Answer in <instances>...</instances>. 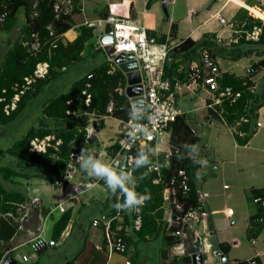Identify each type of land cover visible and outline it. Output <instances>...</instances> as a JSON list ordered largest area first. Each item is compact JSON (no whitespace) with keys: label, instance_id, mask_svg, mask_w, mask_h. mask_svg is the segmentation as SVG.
I'll return each instance as SVG.
<instances>
[{"label":"crops","instance_id":"0c3cea01","mask_svg":"<svg viewBox=\"0 0 264 264\" xmlns=\"http://www.w3.org/2000/svg\"><path fill=\"white\" fill-rule=\"evenodd\" d=\"M31 1L34 8L38 0ZM70 1L69 7L62 5V9L56 11L54 8L55 0H53V8L56 12H69L71 16L72 25L59 36L63 42L73 40L78 35V27L86 26L84 20L104 18L108 14L110 7H114L115 11L120 14L129 13L139 23L144 24L148 34L154 36L157 42L168 46L164 64L167 63L171 68L175 67L178 72L183 71L186 74L188 67L193 62L201 65L199 52L201 48L208 46L220 72L228 71L240 76L249 75L247 68L262 57L254 51L246 52L250 45L238 43L237 38L241 31L240 26L243 25L248 16H253L252 12L264 20V0H152L150 4H147L148 0ZM34 11H31L32 15L35 13ZM217 12L225 18L228 24L219 20ZM13 17L15 20L10 27L7 28L5 24L0 25V29H4L3 35H0V64L5 51L17 37L20 29L25 27L27 17L24 7H18L13 13ZM106 24H98L96 27L89 26L92 30V36L93 30L96 29L98 31L97 38L92 40L91 36L86 41L88 47L80 52L81 58L71 63L75 69L79 70V76L90 73L100 63L108 61L106 51L103 46L98 44V41L102 39L101 37L106 31ZM172 25H174L173 31ZM186 37L192 38L197 44L188 50H175L174 46ZM99 49L104 51L105 56L102 61H98L95 58V52ZM69 65L62 67L58 74L60 76L65 75L61 79L66 78V82H68V84L64 85L65 89L62 91L69 89L72 84V80L66 77ZM116 68L120 69L124 75V82L118 88V91L123 92L127 99L130 100L128 91L135 90L134 81H131L135 79L133 72H127L117 66L110 67L108 71L112 72ZM258 70H261V72ZM250 77L253 81L251 90L255 93L250 100L256 103L260 100L258 92L264 84V65L258 66ZM171 78L178 80L179 83L178 87H173L176 105L180 95H188L190 98L195 96L194 103H198L195 105V109H207L205 117L208 128L200 129V127L196 128L195 125L191 127L197 135L199 130H201L203 146L210 150L212 155L211 162H213L210 167L214 168L212 169V176L220 174L222 179L228 178L231 184L229 186L227 182H223L225 189L230 188L225 191L224 197L229 201L231 200V204L224 203L222 206L213 203L211 198H207L210 194L208 187L212 186V176L205 177L199 187L197 186L204 194L203 211L206 219L205 225L209 231L208 236L205 238L207 244L205 254L208 262L214 264L217 259L212 250L215 247L220 249L217 243L223 242L228 244L226 252L223 251L227 259L233 261L255 257L259 264H264V222L253 234H247L252 224L250 216L258 214L259 209L258 203L250 197V188L264 187V99L261 100L260 105L255 109L252 110L251 106L249 114L252 115V132L244 143H240L234 136L235 124H228L223 113L222 118L219 115L215 117L210 113L215 111L206 106V101H208L211 92L205 86L192 81L188 78V75H186L185 79L175 75L171 76ZM56 79L58 78L34 90L30 97L27 98L26 104L32 103L34 99H39L43 93L50 89ZM56 94L52 95V97ZM50 98L48 97L40 102L41 115L32 123L33 125L40 127L54 124L42 111L43 104ZM112 105V100H109L106 110L108 111L110 106L112 108ZM177 107L182 115L187 111H183L178 105ZM76 111L78 112V123L83 126L84 130L91 126L94 128V133L86 143L88 152L91 154L95 152V156H100L103 159L101 161L107 164L116 151L114 147L117 145L120 118L111 114L101 113L104 116L98 120H92L89 115L83 113L84 106L82 102ZM92 112L97 113L95 111ZM109 116L114 117L117 121L116 130L118 135L116 138L108 136L104 142L100 140L98 133L104 130L106 119ZM242 118L243 120L247 119L244 116ZM257 119L261 120L263 125L256 126ZM100 120H102L103 125L96 127L95 123H99ZM237 123L238 121H236ZM0 124L3 125V122L0 121ZM80 125H78L79 128ZM169 132L168 130L165 134L168 136V147L170 148ZM83 133L79 139L80 144ZM102 134L104 136V131ZM240 134H244L243 131H240ZM80 144L74 145L79 146ZM96 145H101L98 150L94 148ZM0 148L5 149L7 147ZM152 149L153 147L151 151ZM160 152H164L162 148L155 154ZM190 154L195 158L193 153ZM0 156L8 157L7 162L9 163L19 164L17 158L8 155L6 152H3ZM197 159L202 158L197 156ZM21 165L23 171H28V173L23 177H15V182L5 181V185L8 187H24L27 200L19 202V213L17 217H14L19 220V225L7 241L5 249L3 248L0 251V258L5 250L16 257L23 252L29 253L30 241L36 234H41L44 238L53 239L55 242L38 249L36 254L26 260L30 264H37L46 250L56 251L59 255L55 259L49 257L48 261H43L45 264H64L65 261L70 259L74 260V264H106L111 254H108L103 242L101 224L92 225L91 222L93 218H98L101 222L115 212L114 205L117 202V194L114 195L103 180L90 177L80 167L79 163L76 171L64 186L55 185L40 175H30L33 171L31 170L30 172L29 170V167L32 168L33 166L30 163L22 162ZM47 165L48 161L45 164L46 168ZM39 166V172L45 171L43 163ZM102 192H104L103 195H101ZM47 204H50V206L48 207ZM64 212L68 213V219L55 235V222ZM10 215L12 214L10 213ZM261 215L264 217V211ZM237 218L239 219V225L235 227L233 224ZM125 227L128 232V226ZM244 231L248 236L246 239L243 236ZM70 237H73V239L70 240ZM244 244H249L248 250L240 252L239 249ZM97 245L101 246L98 247ZM171 245L168 247L167 253L170 256L176 255L181 258L180 254L171 253ZM24 246L28 248L26 249ZM19 249H21V252H19ZM133 250L134 246L132 244L129 245L127 253L124 254L126 255L125 258H131ZM140 253L137 264H149L143 256L142 250Z\"/></svg>","mask_w":264,"mask_h":264},{"label":"trees","instance_id":"16d2710c","mask_svg":"<svg viewBox=\"0 0 264 264\" xmlns=\"http://www.w3.org/2000/svg\"><path fill=\"white\" fill-rule=\"evenodd\" d=\"M151 1L148 0L147 4H150ZM32 3L31 0H0V11L4 10L7 13L4 22L0 25L5 24L7 28L10 27L15 20L13 13L20 6L24 7L27 17L25 27L20 29L19 34L3 55L0 64V95H4L6 99H9L15 91L13 85L20 83L24 75L31 73L37 61L47 60L49 70L44 77L38 78L32 84V87L21 96L17 107L10 113L6 114L3 111V101H0L1 122L13 119L26 104L27 98L30 97L34 90L41 88L43 85L57 78L62 67L80 59V52L88 47L86 41L92 36L91 28L82 25L78 27V35L73 40L63 42L59 36L72 25L70 13L56 12L53 8V0H38L34 8L32 7ZM33 10H35V13L32 15L31 11ZM254 24L261 25L258 39H246L242 31L243 28H251ZM171 28L173 31L174 25ZM240 28L241 31L237 38L238 43L249 44L250 47L246 52L254 51L257 55L262 56L252 65L254 68L253 71H255L258 66L264 65V20L260 17L250 15ZM50 29L53 30L54 35H59L56 38L55 45H52V40L55 36L49 33ZM33 32L36 33L39 43L38 49L36 50H33L29 42L24 43L32 39L31 34ZM196 44L197 42L195 40L186 37L174 46V49L178 51L188 50ZM109 68V62L104 61L90 72L91 76L88 79L91 85L88 87V90L91 92V104L88 108L89 111H95L99 114H111L120 119H124L128 116L129 100L123 92L118 91V88L124 82V75L118 68L112 72L108 71ZM164 68V74L166 76L171 77L175 75L181 79L186 78L187 73L185 74L183 71L178 72L175 67L171 68L167 63L164 64ZM252 74L240 76L232 72L223 71L216 78L219 88L230 85L234 90L240 91V95L234 101L224 98L221 103L222 113L226 121L228 124H235L234 136L240 143H244L252 132V115L249 114L251 106L252 110L255 109L260 105L261 100L264 99L263 84L262 89L258 92L260 96L259 102L253 103L250 100L255 94L251 90L253 81L250 76ZM85 79L86 74L79 76L72 81L69 89L56 94L43 104L42 111L44 115L50 121H53L54 124L42 125L40 127L32 124L21 137L13 140L7 148H0V154L6 152L8 155L19 160L17 161L19 162L18 165L9 162L0 163V241H2L0 243V251L3 248L5 249L7 241L19 225V220L14 218L19 213V202L27 200L26 189L24 187H8L5 185V181L15 182V177H23L28 173V171H23L22 162L33 165L32 169L34 171L30 175H40L51 182L62 176L65 168V160L69 151L74 144H80V136L85 131L83 126L78 123L79 119L76 116L68 115L66 112L67 109L76 110L81 106V90ZM67 100L70 101L68 102ZM109 100H112L113 105L112 110L108 113L106 106ZM210 113L218 117L216 112L212 111ZM243 116L247 117V119L243 120ZM236 121H238L237 124ZM78 125H80V128ZM102 125V120L99 123H95L96 127H101ZM51 131H54L61 138V143L57 150H54L51 146L46 152L31 151L28 149V140L31 136H42ZM169 131L170 146L177 148V152H173L169 159L166 158L165 152L153 154L151 148L154 144L152 142L133 150L135 157L138 152H144L150 155L153 163L158 165V170L154 168H133V174L137 180L136 191L143 194H150L151 198L141 208V225L138 229L132 226L131 218L133 214L122 211L123 219L120 221L121 228L119 229V233L122 235L127 246L131 244L134 246L131 255V264H137L140 258L141 250L139 249V244L144 242L148 243L152 238H159L163 241L164 247L161 250V264H181V258L179 256H170L167 253L168 247L175 241V238L171 234L166 233L165 224L161 220V190L173 175L176 183L178 179L176 175L177 169L184 168L187 174L186 182L188 189L183 191L177 187L176 197L182 202L183 210L197 204L196 174L199 172L200 164L194 162V157L193 159L190 157L191 151L187 145H194L199 137L182 114H179L170 124ZM240 131H243L244 134H240ZM115 149H117V145H115ZM46 161H48L47 168L45 167ZM41 163L44 164L45 171L41 168L43 171L39 172L38 169H40L39 165ZM158 172L161 175L160 181L154 182L153 178ZM249 193L251 198L254 196H262L257 201L259 205L258 214L250 216V222L252 224L247 234L251 235L264 222V217L261 215L264 211V187H251ZM122 200L123 197L121 196ZM260 216L262 220H259ZM67 219L68 213L64 212L55 222V235L65 225ZM116 223L117 220L114 218L111 221V227L115 228ZM125 226H128V232ZM217 246L224 252L228 249L227 243L218 242ZM64 264H74V260H67ZM228 264H246V261L240 259L229 260Z\"/></svg>","mask_w":264,"mask_h":264},{"label":"built area","instance_id":"2783aa9c","mask_svg":"<svg viewBox=\"0 0 264 264\" xmlns=\"http://www.w3.org/2000/svg\"><path fill=\"white\" fill-rule=\"evenodd\" d=\"M70 4V0H55L54 8L57 11L62 9V5L69 7ZM6 14V11H0V24L4 22ZM216 14L221 22L228 24L223 16L218 12ZM102 23H109L111 25V30L108 33L110 39L106 41L101 39L98 41V44L103 46L106 51L110 67L117 66L123 69L121 66L123 63L128 66L125 71H138L139 80H136L137 74H133L135 77V90L136 92L138 90V92L130 95L128 116L127 118L120 119L119 135L117 138L118 147L107 163L116 168H124L133 174V164L136 158L133 150L137 147L145 146L150 142H152L154 144L153 147H155L158 141V134L162 133L164 135L169 130L170 124L179 114H181L180 109L176 105L175 95L173 93V87H178L179 83L178 80H172L171 77L164 74V60L167 55L168 46L157 42L154 36L148 34L144 24L139 23L136 19L131 17L129 13L124 15L116 12L114 7H110L108 14L104 18L84 20V24L88 27H96L98 24ZM242 31L246 39L257 40L261 31V25L254 24L251 28H246ZM49 33L54 35L52 29H50ZM104 34H106V31ZM31 36L32 39L25 41L24 43L29 42L33 50H36L39 45L38 38L35 32H33ZM54 36L55 38L52 40V45H55L56 38L59 35ZM199 53L201 65L193 62V64L188 67L186 73L189 79L201 83L211 92L208 101H206V106H208L209 109H213L220 118H222L223 109L221 103L223 99L227 98L230 101H234L240 95V91L234 90L230 85L219 88L216 78L220 71L212 52L209 47H203ZM121 54L123 57L121 59H116L117 56ZM48 70L49 63L47 60L37 61L32 72L24 75L23 80L20 83H15L13 85L15 91L9 99H6L4 95H0V101H3V111L8 114L14 110L17 107L21 96L32 87V84L38 78L44 77L48 73ZM253 70V66L250 65L247 68V73L252 74L254 72ZM90 76L91 73L86 74V79L84 80L83 88L81 90L82 104L84 106L83 113L89 115L92 120H98L104 115L88 110V107L91 104V92L88 90V87L91 85V82L88 79ZM67 101L69 102L70 100ZM136 108L144 109L142 116H137L134 113V109ZM154 109L161 110L160 117L159 111L155 114L153 113ZM111 110L112 108L110 106L108 111ZM66 112L68 115L76 117L78 115L76 110L67 109ZM260 125H263V122L257 119L256 126ZM138 126H143L147 134L131 140L128 134H133ZM130 129L133 130V133L129 132ZM93 133V126L90 128L88 127L82 135L81 144L79 146H72V149L69 151L65 160L63 174L53 181V184L64 186L68 182L69 178L77 169L79 163L77 157L80 154L81 149H86L88 152L86 143ZM60 143L61 138L58 137L55 132H48L42 136H31L28 140V149L31 151L46 152L51 146L54 150H57ZM173 152H177V148L170 146L165 153L166 158L169 159ZM92 154L96 155L95 152H92ZM123 157H125V161L121 164ZM154 169L158 170V167H154ZM176 175L178 177L176 183L173 175L161 190V220L165 224L166 233L171 234L175 238V241L171 245V253L175 252L180 254L181 258L188 256V262L190 264H210L205 254V248L207 246L205 238L208 236L209 231L205 225L206 219L204 218L203 211L204 194L199 188H197V204L183 210L182 202L176 197V192L177 187L181 188L183 191L188 189V184L186 182L187 174L184 168H178ZM160 178L161 175L158 172L153 178V181L159 182ZM261 198V195L253 197L256 202ZM118 200L121 201L119 193H117V201ZM140 211L131 212L133 214L131 222L135 229H138L141 225ZM114 218L118 220V223L115 225V228H112L111 221ZM122 219V211L117 212V210H115L111 216H108L101 222L98 218H93L91 222L92 225L101 224L100 228L102 231L103 242L108 254H111L112 252L127 253L128 246L122 235L119 233V229L121 228L120 221ZM259 220H262L261 216L259 217ZM54 242L53 239H46L41 234H36L29 243V247L31 248L29 253L23 252L16 257L5 250L0 258V264H3L4 262L8 264L10 258H6L10 255L17 263L23 264V261L28 260L32 255L36 254V251L42 246L54 244ZM97 246L100 247L101 245ZM212 251L217 259L214 264H222L223 262L228 264L229 259H227L221 249L215 247ZM223 254L224 259H221L220 255ZM192 256L195 257L197 263H194ZM245 261L246 264H259V261L255 257H250ZM124 262L125 264H131V258L126 257Z\"/></svg>","mask_w":264,"mask_h":264},{"label":"rangeland","instance_id":"374dc122","mask_svg":"<svg viewBox=\"0 0 264 264\" xmlns=\"http://www.w3.org/2000/svg\"><path fill=\"white\" fill-rule=\"evenodd\" d=\"M249 10V9H248ZM253 16H257L254 13H252ZM259 17V16H257ZM261 18V17H260ZM4 29H0V35H3ZM98 31L95 29L93 30V36L92 40L97 38ZM104 51L102 49H99L95 52V58L98 61H102L104 59ZM262 70V69H261ZM261 70H258L261 72ZM257 71V72H258ZM80 75L79 70L75 69L73 64L69 65V68L66 71V77L68 79H71L72 81L76 78H78ZM61 77H65V75H57V78L53 84L51 85L50 89H48L45 93H43L39 99H34L32 103H27L23 106V108L16 114V116L11 120H6L3 122V125L0 124V147H7L10 145V143L21 137L26 129L38 119V116L41 115V109H40V102L42 100H46L48 97H52V95L61 92L64 90V85L68 84L66 82V78L61 79ZM73 77V78H72ZM70 80V82H71ZM195 96L190 98L188 95H180L177 99V105L184 111V116L186 121L192 126L195 125V127H200V129H206L208 128V123L205 117L206 110L202 108H194L195 105L198 103H194ZM211 118V117H210ZM117 121L114 117L109 116L106 119V126L104 128V136L103 131H101L99 134L100 140L104 141L107 139L108 136L117 137V130H116ZM199 130L198 133V140L195 142V147L198 153V157L205 159L207 161V166H200L198 169V173L196 174L197 178V186L199 187V184L202 182V180L206 177L212 176V165L213 162H211L212 155L210 153L209 148H205L203 146V139L202 134ZM102 135V136H101ZM101 145H96L94 148L98 150ZM162 150L164 152H167L169 149L168 147V136L165 134L163 138V144H162ZM168 148V149H167ZM100 160H103L100 156H97ZM8 157H2L0 156V163H7ZM106 161V160H105ZM29 170H33L31 167H29ZM34 171V170H33ZM212 186L208 187V191L210 192L209 196L207 198H211L213 203H216L217 205L222 206L224 203L230 205L231 200L229 201L227 198L224 197L225 191L229 190L225 189L223 187V182H227L230 186V181L228 178L222 179L220 174L217 176H212ZM104 192H102L101 195H103ZM205 203V201H204ZM49 207L50 204H47ZM232 213V212H231ZM233 217V215H232ZM233 224V223H232ZM239 225V219L237 218L236 222L233 224V226L238 227ZM241 231V229H239ZM244 238L246 239L248 236L244 231L243 234ZM70 240L73 239V237L69 238ZM212 239V238H211ZM249 244H244L239 249L240 252H244L248 250ZM140 249L142 250L143 256L147 259L149 264H161L162 257H161V250L164 247L163 241L159 238H152L150 239L149 243H140L139 244ZM24 248H28L24 246ZM21 249H19V252ZM29 252L31 251L30 247L28 248ZM209 254H211L209 252ZM59 255L56 251H48L46 250L41 257V260L37 262V264H45L43 261H48L49 257L51 259L57 258ZM228 255V254H227ZM126 255L119 252H112L110 257L107 259L106 264H124V258ZM42 261V262H41ZM23 264H30V262L23 261Z\"/></svg>","mask_w":264,"mask_h":264},{"label":"clouds","instance_id":"9594fccd","mask_svg":"<svg viewBox=\"0 0 264 264\" xmlns=\"http://www.w3.org/2000/svg\"><path fill=\"white\" fill-rule=\"evenodd\" d=\"M144 109L136 108L134 113L137 116H142ZM159 111V117L161 115V110L154 109L153 113L155 114ZM158 117V118H159ZM130 133H133V130L130 129ZM147 133L143 126H138L133 134H128L129 138L135 139L137 137L145 136ZM163 144V134H158V141L153 147L152 152L157 153L161 150ZM191 153L194 154V162L200 164L201 166H207V161L205 159H197L198 153L194 145H187ZM192 159L193 157L190 156ZM77 160L80 164V167L90 176L100 180H103L107 185L108 189L115 195L117 193L123 197L122 201H117L114 208L117 212L127 211V212H139L144 206L145 202L149 200L150 194H143L137 192V180L133 176L132 172L127 171L124 168H116L112 165L103 163L97 156L87 152L86 149H81L80 154L77 157ZM158 167L157 164L153 163L151 156L144 153L138 152L133 168H154Z\"/></svg>","mask_w":264,"mask_h":264},{"label":"water","instance_id":"95a60500","mask_svg":"<svg viewBox=\"0 0 264 264\" xmlns=\"http://www.w3.org/2000/svg\"><path fill=\"white\" fill-rule=\"evenodd\" d=\"M105 30H106V34H103V36L101 37L103 41H106V40L110 39V35H109L108 33H109V31L111 30V25H110L109 23L106 24V28H105ZM122 57H123V55L121 54V55L117 56L116 59H121ZM121 66H122V68H123L124 70H126V69L128 68V66L125 65V64H123V63L121 64ZM133 66H134V65H133ZM137 72H138V71H135V72H133V74L136 73V74H137V76H136V80H139V77H138V73H137ZM128 75H129V74H128ZM129 80H130V79H129ZM134 80H135V79H133V80H131V81H134ZM137 92H138V90H137ZM137 92H136V90L128 91L129 95H132V94L137 93ZM139 92H140V90H139ZM124 161H125V157L122 158L121 164H123ZM9 255H10V254H9ZM8 258H10V261H9L8 264H21V263H17L16 260H15L11 255L8 256L6 259H8ZM192 258H193L194 263H197V261L195 260V257L192 256ZM220 258H221V259H224V254H223V255H220ZM6 259H5V260H6ZM188 261H189V257H188V256L183 257L182 260H181V264H190ZM7 262H8V260H7ZM3 264H6V262H4ZM222 264H225V263L223 262Z\"/></svg>","mask_w":264,"mask_h":264}]
</instances>
